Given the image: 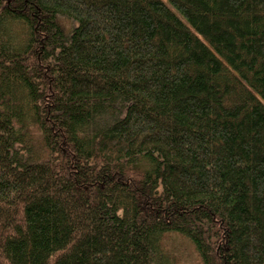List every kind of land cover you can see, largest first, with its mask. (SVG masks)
Here are the masks:
<instances>
[{
    "label": "trees",
    "instance_id": "obj_1",
    "mask_svg": "<svg viewBox=\"0 0 264 264\" xmlns=\"http://www.w3.org/2000/svg\"><path fill=\"white\" fill-rule=\"evenodd\" d=\"M264 264V0H0V264Z\"/></svg>",
    "mask_w": 264,
    "mask_h": 264
},
{
    "label": "rangeland",
    "instance_id": "obj_2",
    "mask_svg": "<svg viewBox=\"0 0 264 264\" xmlns=\"http://www.w3.org/2000/svg\"><path fill=\"white\" fill-rule=\"evenodd\" d=\"M168 241V247L173 255L179 256L181 264H198L197 257L191 247V245L179 237L172 236Z\"/></svg>",
    "mask_w": 264,
    "mask_h": 264
}]
</instances>
